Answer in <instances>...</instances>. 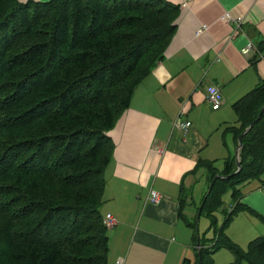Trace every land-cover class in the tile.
<instances>
[{
  "label": "trees",
  "instance_id": "trees-1",
  "mask_svg": "<svg viewBox=\"0 0 264 264\" xmlns=\"http://www.w3.org/2000/svg\"><path fill=\"white\" fill-rule=\"evenodd\" d=\"M180 10L167 0H0V264H109V132L163 59ZM263 108L264 80L233 105L237 126L226 131L238 145L253 125L240 171L235 157L221 171L206 161L195 169L208 173L201 213L215 236L198 237L181 200L195 252L183 264H216L222 249L232 264H264V235L244 250L226 233L238 213L255 214L239 200L264 175ZM230 188L236 205L218 228Z\"/></svg>",
  "mask_w": 264,
  "mask_h": 264
},
{
  "label": "crops",
  "instance_id": "crops-1",
  "mask_svg": "<svg viewBox=\"0 0 264 264\" xmlns=\"http://www.w3.org/2000/svg\"><path fill=\"white\" fill-rule=\"evenodd\" d=\"M167 1L181 7L175 37L109 132L115 149L102 214L118 221L108 233L109 264L194 263V233L180 216L181 200L188 221L197 219L193 206L196 199L202 203L209 179L205 169L194 171L202 161L221 171L236 158L239 145L226 131L237 126L233 105L264 80V0ZM227 13L245 19L238 33L235 23L223 19ZM203 26L207 30L197 35ZM249 42L252 52L244 55ZM212 86L223 96L219 110L206 99ZM180 117L192 122L187 134L175 129ZM240 188L239 203L255 214L238 213L226 233L243 248L264 234V175ZM152 191L159 204L150 202ZM235 205L221 211L224 220ZM218 252L214 260L222 264Z\"/></svg>",
  "mask_w": 264,
  "mask_h": 264
},
{
  "label": "built area",
  "instance_id": "built-area-1",
  "mask_svg": "<svg viewBox=\"0 0 264 264\" xmlns=\"http://www.w3.org/2000/svg\"><path fill=\"white\" fill-rule=\"evenodd\" d=\"M223 19L228 21V23H235L237 25L238 29L236 33L239 32V30L241 29V26L243 25L245 21L243 17L234 19L228 13L223 17ZM207 28H208L207 26H203L198 31L197 35H200L204 31H206ZM236 33L234 35H236ZM252 49H253V44L252 42H249L247 47H245L242 52L244 55H250V53L252 52ZM206 99L212 105L213 110H219L223 103V96H222L220 88L217 86L210 87L207 91ZM181 116H183V113ZM191 127H192V122L184 120L181 117L180 119H178V121L175 124V129L180 132H183L184 134H187V132L189 131ZM150 202L154 204H159L161 202L160 195L157 192L152 191L150 195ZM231 210H233V208ZM117 225H118V221L115 217H113L112 215H108L106 217V226L107 228H109V230L115 228ZM117 264H123V262L119 261Z\"/></svg>",
  "mask_w": 264,
  "mask_h": 264
},
{
  "label": "rangeland",
  "instance_id": "rangeland-1",
  "mask_svg": "<svg viewBox=\"0 0 264 264\" xmlns=\"http://www.w3.org/2000/svg\"><path fill=\"white\" fill-rule=\"evenodd\" d=\"M23 1V0H22ZM26 1V0H24ZM35 1H40V2H49L50 0H35ZM233 116L235 117V114H233ZM237 120V119H236ZM218 167L222 168L223 167V161H220L218 163ZM232 194H233V189H228V191L224 194L223 196V201H224V208L226 207V205H229V204H233L234 203V199L232 197ZM194 207V210H195V213L196 215L198 216L199 215V211H197V208L201 207V198L199 199H196L195 201V205L193 206ZM190 211H191V207H189ZM223 214L221 213V211H219L217 213V227L220 228L222 225H223ZM240 215V214H239ZM191 223H194V224H197L196 225V231L197 233L199 234V237L201 239H212L214 238L215 236V228H212V221L211 219L206 215V214H202L200 215V217L197 219L195 218H192L191 219ZM264 235V234H263ZM262 235V236H263ZM253 241V240H252ZM234 242V241H233ZM251 242V241H250ZM249 242V243H250ZM193 246V245H192ZM242 248V247H241ZM242 249L246 250L247 247H243ZM221 255L223 256V258L225 257V261H223L222 264H229L228 263V258H232V262H234L235 260V257L234 255L229 251V250H220L217 254V257ZM194 256V255H193ZM227 258V259H226ZM215 260H216V256H215ZM216 264H218V262L216 261L215 262Z\"/></svg>",
  "mask_w": 264,
  "mask_h": 264
},
{
  "label": "water",
  "instance_id": "water-1",
  "mask_svg": "<svg viewBox=\"0 0 264 264\" xmlns=\"http://www.w3.org/2000/svg\"><path fill=\"white\" fill-rule=\"evenodd\" d=\"M263 111H264V108H263ZM262 111V112H263ZM253 127V125L250 127V128H248L240 137H239V147H238V151H237V155H236V163H237V166H238V171H240L241 170V168H240V151H241V149H242V147H243V145H242V138H243V136L246 134V133H248V131L251 129ZM217 178H219V176H217L216 177V179ZM215 179V180H216ZM203 206V205H202ZM202 206H201V209H200V211H199V215H198V218L200 217V215H201V212H202ZM199 235V234H198ZM199 237V236H198Z\"/></svg>",
  "mask_w": 264,
  "mask_h": 264
}]
</instances>
